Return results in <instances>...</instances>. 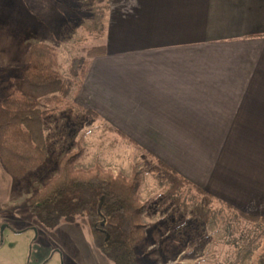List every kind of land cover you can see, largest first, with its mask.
<instances>
[{
    "label": "crops",
    "instance_id": "0c3cea01",
    "mask_svg": "<svg viewBox=\"0 0 264 264\" xmlns=\"http://www.w3.org/2000/svg\"><path fill=\"white\" fill-rule=\"evenodd\" d=\"M109 4L108 27L119 25L122 45L104 44L106 53L93 58L74 102L102 115L127 146L173 179L201 188L206 250L221 240L241 251L240 230L257 222L237 209L264 217V0ZM240 174L244 198L230 185ZM7 175L0 164V211L13 195ZM185 209L183 215L194 214ZM159 241L144 246L151 258L158 257Z\"/></svg>",
    "mask_w": 264,
    "mask_h": 264
},
{
    "label": "rangeland",
    "instance_id": "374dc122",
    "mask_svg": "<svg viewBox=\"0 0 264 264\" xmlns=\"http://www.w3.org/2000/svg\"><path fill=\"white\" fill-rule=\"evenodd\" d=\"M109 5V0H0V98L5 95L11 80L22 75L24 53L36 41L54 46L56 68L66 78L71 77L68 72L71 57L80 54L82 47L107 44L113 49L121 46L122 29L116 24L108 27ZM75 90L72 81L66 97L69 105H62L43 119L45 161L22 178L7 175L13 195L9 196L7 208L0 211L3 220L0 225V264H113L95 247L84 216L49 228L28 210L25 203L57 173L59 159L76 148L77 140L83 150L74 163L75 168L99 165L125 176L130 175L133 164L141 168L139 199L151 198L152 201L146 212L147 234L134 248L136 264H245L244 259L255 254V260L249 264H264V221H255L257 223L247 224L246 229L240 230L241 251L221 240L206 250L207 242L203 241L199 219L201 212L207 210L206 203H202L203 196L157 168L135 147L127 146L126 141L108 127L109 122L102 115L95 111L98 117H93L85 112L83 106L74 102L79 89ZM234 179L230 185L237 184L238 197H247L246 181L241 174ZM0 188L5 190V187ZM242 191L247 192L246 196ZM259 193L264 198V190L259 189ZM211 205L216 204L212 202ZM185 208L194 214L191 217L183 215ZM166 209L171 213L163 218ZM160 230L165 233L161 234ZM156 239L161 243L157 249L158 257L151 258L144 246ZM238 254L241 257L236 261Z\"/></svg>",
    "mask_w": 264,
    "mask_h": 264
},
{
    "label": "trees",
    "instance_id": "16d2710c",
    "mask_svg": "<svg viewBox=\"0 0 264 264\" xmlns=\"http://www.w3.org/2000/svg\"><path fill=\"white\" fill-rule=\"evenodd\" d=\"M105 53L104 44L82 47L80 54L71 57V77L66 78L56 68L54 46L43 41L28 46L22 75L11 80L0 98V164L10 177L22 178L45 161L44 117L69 105L66 97L72 81L77 91L93 58ZM84 111L98 117L92 109ZM116 132L123 136L119 130ZM82 150L77 140L76 148L59 159L57 173L26 199V206L49 228L84 216L93 243L103 256L113 264H136L134 248L147 234L146 212L151 201L139 199L141 168L133 164L129 176L99 165L75 168ZM156 162L172 171L161 161ZM193 188L202 192L197 186ZM237 212L243 219L264 221L257 214L242 209Z\"/></svg>",
    "mask_w": 264,
    "mask_h": 264
}]
</instances>
